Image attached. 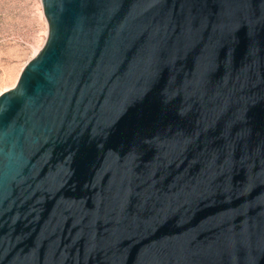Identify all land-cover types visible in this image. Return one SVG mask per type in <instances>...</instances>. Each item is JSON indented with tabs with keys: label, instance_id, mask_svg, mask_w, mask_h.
Listing matches in <instances>:
<instances>
[{
	"label": "water",
	"instance_id": "water-1",
	"mask_svg": "<svg viewBox=\"0 0 264 264\" xmlns=\"http://www.w3.org/2000/svg\"><path fill=\"white\" fill-rule=\"evenodd\" d=\"M0 92V264H264V0H40Z\"/></svg>",
	"mask_w": 264,
	"mask_h": 264
},
{
	"label": "rangeland",
	"instance_id": "rangeland-1",
	"mask_svg": "<svg viewBox=\"0 0 264 264\" xmlns=\"http://www.w3.org/2000/svg\"><path fill=\"white\" fill-rule=\"evenodd\" d=\"M46 32L40 0H0V92L14 85Z\"/></svg>",
	"mask_w": 264,
	"mask_h": 264
}]
</instances>
